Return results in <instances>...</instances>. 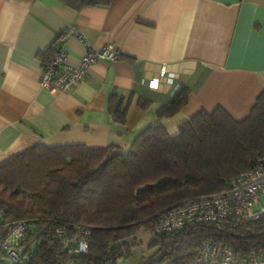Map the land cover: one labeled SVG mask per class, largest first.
<instances>
[{
	"label": "crops",
	"instance_id": "crops-1",
	"mask_svg": "<svg viewBox=\"0 0 264 264\" xmlns=\"http://www.w3.org/2000/svg\"><path fill=\"white\" fill-rule=\"evenodd\" d=\"M69 28L77 33L66 42L70 65L106 44L119 56L93 63L69 90L49 92L38 53L53 50ZM162 67L172 84L149 88ZM179 85L189 88L186 105L158 118ZM112 91L124 105L130 98L124 124L108 112ZM262 91L264 0H110L81 11L60 0H0V163L37 143L127 150L148 125L175 135L180 123L216 107L242 120Z\"/></svg>",
	"mask_w": 264,
	"mask_h": 264
},
{
	"label": "trees",
	"instance_id": "trees-1",
	"mask_svg": "<svg viewBox=\"0 0 264 264\" xmlns=\"http://www.w3.org/2000/svg\"><path fill=\"white\" fill-rule=\"evenodd\" d=\"M60 1L75 11L110 2ZM51 54L52 49L38 53L44 61ZM188 95L187 86H177L157 117L177 114ZM129 99L124 105L116 91L110 93L108 112L115 122L125 123ZM260 157L264 91L242 120L222 107L202 110L180 123L175 135L160 123L146 126L127 150L115 144H34L0 163V203L7 218L31 219L32 233L24 243L29 256L19 264H118L136 244L128 240L142 232L151 234L148 247L159 251L153 263L192 264L204 241L241 254L264 248V219L237 228L192 223L154 234L158 214L225 190ZM79 225L89 229L86 253L72 251Z\"/></svg>",
	"mask_w": 264,
	"mask_h": 264
},
{
	"label": "built area",
	"instance_id": "built-area-1",
	"mask_svg": "<svg viewBox=\"0 0 264 264\" xmlns=\"http://www.w3.org/2000/svg\"><path fill=\"white\" fill-rule=\"evenodd\" d=\"M77 34L72 28L61 32L53 46L51 56L42 62L40 84L49 92L67 91L74 84L85 79L89 67L99 61H114L119 52L114 44H106L99 50L88 48L78 65L67 62L66 42L70 35ZM79 35V34H78ZM79 37L82 38L81 35ZM174 74L164 67L158 76L147 82L149 88L157 89L160 81L171 85ZM143 82V81H142ZM225 190L189 199L160 212L154 234L181 230L192 223H209L237 228L264 219V157L244 172L227 182ZM30 218L9 219L0 203V257H7L13 263H22L29 256L24 243L32 233ZM74 253L88 251L86 226H75ZM62 231L58 230L57 234ZM159 264H168L161 262ZM192 264H264V248L248 253H238L229 246L204 241Z\"/></svg>",
	"mask_w": 264,
	"mask_h": 264
},
{
	"label": "rangeland",
	"instance_id": "rangeland-1",
	"mask_svg": "<svg viewBox=\"0 0 264 264\" xmlns=\"http://www.w3.org/2000/svg\"><path fill=\"white\" fill-rule=\"evenodd\" d=\"M150 239L151 234L149 232L138 234L135 240L129 239V242L135 241L136 244L132 245L131 253L128 256L119 259L118 264H155L153 261L157 258L159 251L148 247ZM0 264H13V262L7 257H0Z\"/></svg>",
	"mask_w": 264,
	"mask_h": 264
}]
</instances>
